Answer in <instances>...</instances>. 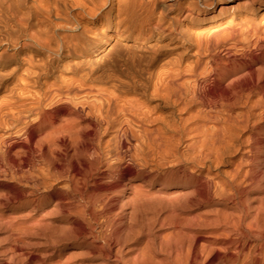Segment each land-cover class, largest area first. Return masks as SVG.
Returning <instances> with one entry per match:
<instances>
[{
	"label": "bare ground",
	"instance_id": "obj_1",
	"mask_svg": "<svg viewBox=\"0 0 264 264\" xmlns=\"http://www.w3.org/2000/svg\"><path fill=\"white\" fill-rule=\"evenodd\" d=\"M29 1L0 0V264H83L67 240L100 264H264V195L247 203L264 193V0ZM70 2L81 31L58 33L48 7Z\"/></svg>",
	"mask_w": 264,
	"mask_h": 264
},
{
	"label": "rangeland",
	"instance_id": "obj_2",
	"mask_svg": "<svg viewBox=\"0 0 264 264\" xmlns=\"http://www.w3.org/2000/svg\"><path fill=\"white\" fill-rule=\"evenodd\" d=\"M27 2L30 3L31 1L27 0ZM169 2H171V1H169ZM107 7H108V5L105 6L104 10H106ZM60 8H63V7H60ZM48 9L50 10V13H49L50 14V19L53 20V22H58L59 24H62V27L60 28L61 30L58 33H64V32L65 33H78L79 31H81V29H79V28L69 27L70 24L67 23V19L68 18L71 19L73 16L76 15V12L78 11V7H77V5L75 3H72V2L67 3V8L66 9L65 8L62 9V11H64V13L59 12L61 14V16H59V18H57L58 16L56 15V10L55 9H53L52 7H48ZM171 12L172 11H168L166 13V15L169 16L170 14H173ZM212 13L213 12H211L210 15ZM241 13H244L245 14L247 12L241 11ZM114 14H115V10H113L111 12V15L113 17V18L111 17L112 20L115 19L114 16H113ZM228 15H229V13H226L225 15H222L221 17L222 18L228 17ZM250 15L251 14H249V13L247 14V16H250ZM55 16H57V17L55 18ZM256 17H257L256 21H258L259 24L262 21H264V18H262L261 15L258 17V13H257ZM165 18L168 19L167 16ZM86 19H89V18H86ZM225 19H223V20L220 19L219 20V19H215V18H210V19L206 20V24L207 23H210V21H211L210 24L211 25H214V24L219 23V21L223 22ZM98 27H99L98 29L101 30V31H97V33L102 32V33L106 34V36L109 35V34H111V33H113L112 34V36H113L115 34V30L117 31L119 29V33L121 34V36H125L124 37V40H126L127 42L131 43V41L136 40V42L139 43L140 45H143L144 46L143 48L145 50H147V51H150L149 48H153V49L156 48L157 41L155 40L156 39L155 38L156 36L154 35L153 32H148V31H145V32L140 31L139 32V30H135V32H133V34H134L133 37H130L129 36V33H127L125 30H123L124 32H122V30H120V27L123 28L121 25H120V27H117L116 28L111 23L109 25L106 22H104L103 25H101V26L98 25ZM260 29L261 30H264V27H261ZM164 42H162V43H164ZM10 81H11V79L8 78L5 75H4V77H2V79H0V82H2L3 84L6 83V82H10ZM3 94H4L3 92L0 93V96L3 95ZM256 170H257L256 171L257 173H261L262 168H257ZM256 177L259 178L260 177V174H257ZM263 195H264V193L260 189L254 188L249 193V199H248V202L247 203L249 205H252V202L256 201V199L262 197ZM151 215H152L151 213L150 214H147V217L150 218ZM152 218H153V216H152ZM100 220L101 219H99L97 222H91L92 228L94 230V236L96 237L94 239L95 241L93 243L94 244H101V243H103V245H104V241H103V237H102L103 233L99 230V223L98 222ZM56 224H57V226H56L57 227V230L63 227L62 223H60V222H57ZM154 230H155V232H157L159 230V227H156ZM3 237H4V235L3 234H0V255L2 254V252H4L5 248L8 247V240L9 239L8 240H5ZM89 240H90V238H89ZM157 240L158 239L156 237L155 241H157ZM135 241L136 240L131 239V240H129V241H127V242L124 243V246H123L124 247V251H123V254L124 255H127V254L131 253L132 248L135 245ZM63 244H64L63 245L64 246V249L71 250V251H75V252L77 251V254H79L78 252H84V251L86 252L88 250L89 251L91 250L90 247H87V246H85V247H78L76 245V244H78V242H75L73 240L64 241ZM103 251H105V250H103ZM74 254L76 255V258L74 259V261L76 260L78 262V261H80L82 259L83 260L82 261L83 264H100V262L102 260H104L103 259L104 257L103 256H98V254L96 252H94V254L93 253H90V254H84L83 253V255H78V256H77L76 253H74ZM111 260H112V256H110V258L108 259V261H111Z\"/></svg>",
	"mask_w": 264,
	"mask_h": 264
}]
</instances>
